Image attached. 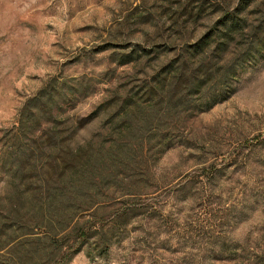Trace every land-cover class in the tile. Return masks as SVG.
Instances as JSON below:
<instances>
[{
	"label": "rangeland",
	"instance_id": "1",
	"mask_svg": "<svg viewBox=\"0 0 264 264\" xmlns=\"http://www.w3.org/2000/svg\"><path fill=\"white\" fill-rule=\"evenodd\" d=\"M234 12L258 24L264 0H0V138L17 117H38L35 104L21 114L45 84L66 80L49 107L72 125L87 121L77 139H89L111 118L101 103L137 92L178 45ZM133 49L156 52L122 64ZM78 83L88 95H71ZM133 120L135 132L181 138L156 154L146 186L100 211H128L106 253L82 250L67 264H264V61L197 116L160 113L147 130Z\"/></svg>",
	"mask_w": 264,
	"mask_h": 264
},
{
	"label": "trees",
	"instance_id": "2",
	"mask_svg": "<svg viewBox=\"0 0 264 264\" xmlns=\"http://www.w3.org/2000/svg\"><path fill=\"white\" fill-rule=\"evenodd\" d=\"M174 50L137 92H116L101 103L110 112L106 117L120 118L108 119L106 128L84 141L77 136L87 121L72 125L49 107L60 94L56 85L66 80L45 84L26 103L21 115L35 104L38 117H17L0 138V264H67L82 250L91 258L93 251L106 253L116 229L127 223L119 217L128 211L111 218L100 211L146 186L156 154L181 138L135 132L133 118L147 130L160 113L194 117L228 98L246 65L264 61V20L248 24L235 12L224 13L199 38ZM152 52L133 49L120 62H138ZM77 86L71 95L89 94L85 84ZM152 141L157 144L146 156Z\"/></svg>",
	"mask_w": 264,
	"mask_h": 264
}]
</instances>
